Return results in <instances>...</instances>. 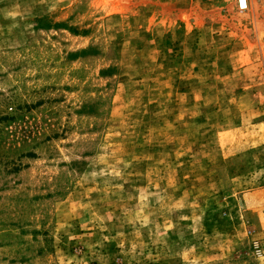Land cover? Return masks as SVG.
<instances>
[{
  "label": "rangeland",
  "instance_id": "obj_1",
  "mask_svg": "<svg viewBox=\"0 0 264 264\" xmlns=\"http://www.w3.org/2000/svg\"><path fill=\"white\" fill-rule=\"evenodd\" d=\"M245 1L0 0V264H264Z\"/></svg>",
  "mask_w": 264,
  "mask_h": 264
},
{
  "label": "built area",
  "instance_id": "obj_2",
  "mask_svg": "<svg viewBox=\"0 0 264 264\" xmlns=\"http://www.w3.org/2000/svg\"><path fill=\"white\" fill-rule=\"evenodd\" d=\"M239 6H240V8L245 9L246 8V1L240 0ZM253 249L257 255H259L261 253V247H260L259 243H256V242L253 243Z\"/></svg>",
  "mask_w": 264,
  "mask_h": 264
}]
</instances>
